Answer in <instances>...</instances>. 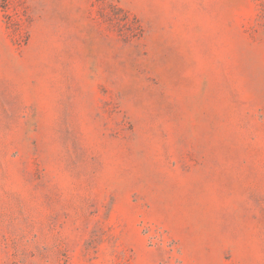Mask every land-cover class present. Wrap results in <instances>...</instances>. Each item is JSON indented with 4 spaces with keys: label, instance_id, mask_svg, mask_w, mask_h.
Here are the masks:
<instances>
[{
    "label": "rangeland",
    "instance_id": "1",
    "mask_svg": "<svg viewBox=\"0 0 264 264\" xmlns=\"http://www.w3.org/2000/svg\"><path fill=\"white\" fill-rule=\"evenodd\" d=\"M0 264H264V0H0Z\"/></svg>",
    "mask_w": 264,
    "mask_h": 264
}]
</instances>
